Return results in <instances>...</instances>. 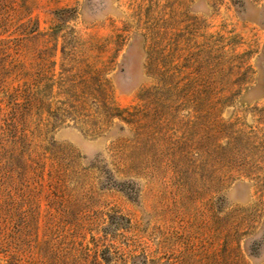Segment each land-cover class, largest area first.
<instances>
[{"label":"rangeland","instance_id":"1","mask_svg":"<svg viewBox=\"0 0 264 264\" xmlns=\"http://www.w3.org/2000/svg\"><path fill=\"white\" fill-rule=\"evenodd\" d=\"M0 264H264V0H0Z\"/></svg>","mask_w":264,"mask_h":264}]
</instances>
